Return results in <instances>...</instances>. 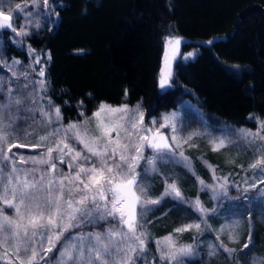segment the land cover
<instances>
[{
    "label": "snow or ice",
    "instance_id": "obj_1",
    "mask_svg": "<svg viewBox=\"0 0 264 264\" xmlns=\"http://www.w3.org/2000/svg\"><path fill=\"white\" fill-rule=\"evenodd\" d=\"M43 4L47 6L48 0H43ZM16 8L20 9V5ZM5 27L17 36L28 35L24 28L17 30L13 27L11 10L7 13L0 10V28ZM175 43L179 44L180 40L176 39ZM31 52L35 53V50L31 49ZM48 59H51L50 55ZM19 63L13 61V66ZM34 63H41L38 55L34 57ZM13 75L17 73L13 72ZM19 75L27 80V72ZM39 75L44 76L43 68ZM170 79V73L162 77L160 87L164 88ZM34 84L31 92L25 91L30 87L27 83L17 89L8 86L5 91L4 84L0 82V205L13 210V215L9 216L0 209V264H53L49 254L57 249V244L60 247L54 264H137L148 250L147 233L139 221L152 210L151 206L158 205L163 198H151L147 194L148 186L138 182L140 173L137 169L141 161L145 164V175L158 172L157 161L163 162L165 157L182 164L195 175L191 160L182 150L177 151L181 149L180 139L173 135L171 140L175 144H170L169 138L160 132L162 127L176 131V114L164 116L160 127H152L145 125L144 113L138 106L133 111L127 105L113 108L101 104L93 114L97 133L93 135L87 127L88 121L63 126L60 108L46 95H41L47 92V82L39 80ZM21 112L25 115H20ZM37 113L39 120L35 118ZM102 113L121 115L105 122ZM21 122L28 126L20 127ZM53 123L59 126L44 135L39 134L40 130ZM156 124L157 121H151V125ZM238 131L244 142H259V155L249 166L260 169L264 175V121L259 123L255 132L247 129ZM195 135L200 133L190 134L183 138V142L187 143ZM70 138L83 144L86 153L77 151L69 143ZM232 142L225 138L213 140V150H220ZM28 146L43 148L44 151L27 157L12 151L13 148ZM145 147L151 148L154 154L145 157ZM58 162L67 163L70 171L64 173L58 169ZM204 163L213 172L214 179H223L224 182L205 184L197 176L201 187L215 192L218 186L226 192L227 178L215 177V168L206 161ZM259 184H264V180ZM166 185L164 196L187 202L176 183L166 182ZM250 187L258 189L257 198H264V188H258L257 183ZM192 206L202 214L208 211L199 200ZM109 220L115 223H109L103 231H81L65 236L70 229ZM192 228L199 230L200 225H186L177 228L176 232ZM219 231L235 239L231 226L222 227ZM250 239L249 236V243ZM157 243L160 245V259L170 264H183V258L193 254L192 245L177 246L171 237ZM248 246L246 243L244 248ZM220 248L228 254L235 252L223 242ZM216 251L213 246L210 255H215ZM251 264H264V257H253Z\"/></svg>",
    "mask_w": 264,
    "mask_h": 264
},
{
    "label": "trees",
    "instance_id": "obj_2",
    "mask_svg": "<svg viewBox=\"0 0 264 264\" xmlns=\"http://www.w3.org/2000/svg\"><path fill=\"white\" fill-rule=\"evenodd\" d=\"M46 7L52 12L44 27L24 43L45 59L42 95L60 108L62 121L77 120L79 109L89 114L100 102L138 103L146 123L185 101L210 126H248L251 117L264 116V0H48ZM179 37L189 39L181 52H198L170 59L171 79L161 88L169 55L165 41ZM174 207L170 214L176 218ZM242 216L244 240L238 247L223 242L235 249L230 261L201 255L194 257L197 264H251L253 257H264V204L251 201ZM104 223L115 221L99 226ZM203 231L212 233L209 226ZM147 241L137 264H159Z\"/></svg>",
    "mask_w": 264,
    "mask_h": 264
},
{
    "label": "rangeland",
    "instance_id": "obj_3",
    "mask_svg": "<svg viewBox=\"0 0 264 264\" xmlns=\"http://www.w3.org/2000/svg\"><path fill=\"white\" fill-rule=\"evenodd\" d=\"M16 5H20V9L16 8ZM0 10H4L6 13L11 10L13 27L17 30L24 28V31L28 35L37 33L42 30L45 25V19H47V13L52 10L47 9L43 4V0H0ZM3 28H0V82L5 86V91L8 86L13 89L29 84V88L25 91L31 92L35 86L34 82L43 80L42 76L39 75L41 68L44 69L45 59L40 54L32 53L31 49L24 43V37L28 36H17L12 30L8 31L7 34L3 32ZM172 40V43H169ZM174 38H169L165 41V55L167 51L175 50ZM198 52L197 47H192L175 55L177 58L183 60L191 59ZM192 54V55H189ZM38 55L41 63H34V57ZM174 57V58H175ZM13 61H19L18 65L13 66ZM175 59L171 60L167 68L163 71V77L169 73L172 74L173 63ZM31 65V67H29ZM13 72L17 75H13ZM27 72V80L19 73ZM43 93H41L42 95ZM2 98V94H0ZM46 103V102H45ZM101 104L110 105L113 108H120L124 104L114 105L107 102H100L97 104L95 109L87 114L84 109H79V117L77 120H70L68 122L61 121L63 126H67L70 123L83 124L88 121L87 127L93 135H96L95 130V118L93 114L97 112ZM139 107L141 111L143 109L136 103L133 105H127L128 109L135 110ZM144 113V112H143ZM131 114V113H130ZM169 114H176V131L173 132L169 127L160 128V132L169 138L170 144H175L171 140V137L175 135L181 141V149L177 151H183L184 155L187 156L191 162L195 175L189 172L182 164L175 163L172 160L167 159L163 162L157 161L158 172H149L147 175L144 174V161H141V165L138 168L140 173L139 181L147 185V194L153 199L161 198V202L158 205H153L152 210L140 219L139 223L143 226V231L147 233V240H151V246L154 251V256L159 264L167 263L165 260L160 259V245L157 242H163L166 237H171L177 246L192 245L195 243L193 248V254L184 257V264H197V259L194 257L202 255L205 261L213 258L217 259L220 256H224V261H230V254L223 251L222 248L214 240L216 237L219 241L226 242L228 244H238L244 240V231L247 228V221L243 220V216L249 210V204L251 201H256V204H264V198H257L258 189L251 188L253 183L258 184V188H264V184H259L260 180H264V175H261L260 169L250 168V164L258 157V144L259 142L249 144L244 142L241 138L239 131L240 129H247L253 132L259 128V123L264 121L263 117H251L250 125L248 126H230L226 124L217 123L214 126H210L206 123L201 113L189 102L185 101L177 108L163 111L156 116L148 118V124L152 127H160L163 123V117ZM20 115H25L21 112ZM117 114L102 113V118L105 122L108 120L117 118ZM37 120L40 119L39 113L35 117ZM157 121L156 125H151V121ZM31 121H29L30 123ZM20 127H27L28 125L21 122ZM59 125L53 123L49 128L40 130L39 134L44 135L47 131L52 128H56ZM192 133H200V135L192 136V139L187 143L183 142V138L188 137ZM115 137V132L113 133ZM220 138L230 139L232 143L227 144L226 147L220 150H213V140H219ZM77 151L85 152L83 144L78 143L73 139H69ZM14 153L22 154L24 156H37L44 151L43 148H32L31 146L23 148H13ZM144 156L150 157L154 154L151 148H144ZM55 155V154H54ZM66 160L68 157L65 158ZM212 165L215 168V177L227 178V191L220 190L217 186L215 192L212 190L202 188L198 183L196 177L202 179L205 184L218 185L223 183V179L219 181L213 178V172L205 166L204 162ZM58 169H62L64 173L70 171L67 163H57ZM167 183H176L181 191L186 203L175 199L172 196H164ZM247 189V191L245 190ZM238 191L237 193H230L231 191ZM199 200L203 207L208 211L206 213L198 212L192 203ZM175 207L173 218L170 214L172 206ZM0 209L3 210L6 215H13V210L4 205H0ZM215 209V211H212ZM139 211V209H137ZM111 221V220H109ZM199 224L200 229L192 228L189 231L176 232L177 228H182L186 225ZM100 223L87 226L82 228L70 229V232L65 233V236L71 234H78L83 231L85 233L103 231L108 227V223H104L103 227L99 226ZM209 226L212 233L203 231V228ZM231 226L234 229L235 239H230L229 234L226 232H220L222 227ZM105 227V228H104ZM72 230V231H71ZM207 230V229H206ZM196 234H199L195 236ZM186 240V241H184ZM63 242V238L61 243ZM213 246L216 247L217 251L215 255H210L213 250ZM60 244H57L59 249ZM57 249L53 250V253L49 254V258L55 262V254ZM220 255V256H219ZM253 257V256H252ZM195 259V260H194ZM202 259V258H201ZM150 264H154L151 259ZM168 264L170 262L168 261ZM230 264V262H229Z\"/></svg>",
    "mask_w": 264,
    "mask_h": 264
},
{
    "label": "water",
    "instance_id": "obj_4",
    "mask_svg": "<svg viewBox=\"0 0 264 264\" xmlns=\"http://www.w3.org/2000/svg\"><path fill=\"white\" fill-rule=\"evenodd\" d=\"M4 29H7V30H9V31H11V29H9V28H4ZM176 39H179L180 40V43L179 44H176L175 43V40ZM175 40H174V43H175V50L173 49V50H170V51H167L168 53H169V55H168V57L165 59V61H164V64H163V67L165 66V65H167L168 64V61L170 60V59H172V58H174L175 57V55H177L178 54V52H179V50H180V46H181V43L182 42H189V39L188 38H186V37H179V38H176ZM150 126V125H149ZM161 134H163V133H161ZM164 135V134H163ZM165 136V135H164ZM169 142V141H168Z\"/></svg>",
    "mask_w": 264,
    "mask_h": 264
}]
</instances>
